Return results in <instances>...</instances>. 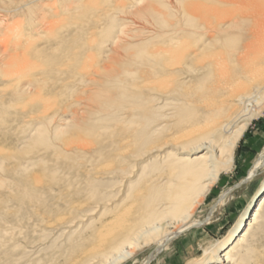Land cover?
Returning <instances> with one entry per match:
<instances>
[{
    "label": "bare ground",
    "instance_id": "bare-ground-1",
    "mask_svg": "<svg viewBox=\"0 0 264 264\" xmlns=\"http://www.w3.org/2000/svg\"><path fill=\"white\" fill-rule=\"evenodd\" d=\"M263 102L264 0H0V137L9 146L0 149V217H17L7 209L13 204L42 231L75 229L58 258L29 259L3 226L0 264H120L146 242L157 254L201 226L185 214ZM179 109L184 117L197 112L189 123H174L182 130L169 138L204 152L175 163L158 158L154 171L169 162L178 173L147 181L152 208H103L112 197L99 181L128 174L132 158L165 149L156 138ZM251 168L245 182L263 170L264 152ZM203 180L210 182L198 189ZM229 200L230 192L222 193L213 210ZM52 201L56 214L48 210ZM252 205L203 264L261 259L249 238L264 190ZM100 208L106 211L92 222Z\"/></svg>",
    "mask_w": 264,
    "mask_h": 264
},
{
    "label": "rangeland",
    "instance_id": "rangeland-1",
    "mask_svg": "<svg viewBox=\"0 0 264 264\" xmlns=\"http://www.w3.org/2000/svg\"><path fill=\"white\" fill-rule=\"evenodd\" d=\"M193 111L195 113L197 112V110L195 109H190L189 113L184 117L181 109H179V111L177 112L178 115L176 114L177 116L168 120L169 127L165 130V132L162 133L159 138H156L157 142L160 141V143H158L159 145L167 144L165 145V149H163L162 151H156L155 153L147 155L146 157L132 158L128 162V165L131 166V168L125 169V173L128 174L109 175L99 181L101 188L100 191H105L106 196L112 197L111 199H109V203L103 205V208H106V210H110L108 206L112 207V205L114 206L115 204L124 202L123 206H125V208H128L127 210L130 209V213L133 214L135 212L142 211L143 205L148 206L146 208L147 210L155 205L156 201L147 202V181L151 177L154 178L160 175L159 177H161L162 179L160 181H154V183H160L162 181L164 182L166 179H169L170 177H173L178 173V166H172L173 168L167 169V166L169 167V162H166L162 166L160 172L154 171L157 170L159 164V162L157 161L158 158L163 156L166 157L169 155V157H171L172 159V161L170 162L175 163L177 159H183L186 157L194 158L195 156L204 152V150L202 149L197 151H191V149H182L179 145L173 142L172 138H169L171 134L173 135L174 133H176V131L182 130L174 128V123L180 121L189 123ZM161 137H163V139H160ZM165 141H167V143H165ZM1 146H4V148L2 147L3 149L9 148L7 143L2 139L0 140V149ZM181 150L184 153H179V151ZM263 152L264 102L251 117L248 126L246 127L245 131L243 132L242 136L239 138L233 151L231 152V156L225 162L220 161V165L215 170V180L212 182V185L208 189L207 193L199 199V202L194 207V209L185 214L188 215L190 213L189 217L191 218V220H198L199 222H201V226L192 228L182 233L180 232L170 241H168L165 247L157 254L155 253V246L153 243H142L139 248L137 247L134 248L135 250H132V256H130L126 261L120 264H142L144 260L150 257L152 259L149 264L207 263L206 261H204L206 257V251L210 250L214 246L222 245L229 238L232 231L243 217L244 212L247 210V208H251L253 206L252 204L255 203V200L257 199L259 194L263 192L264 168L263 170L261 169L260 171H258L257 175L250 181L245 182L249 171L252 169L251 167H253L259 161ZM58 176H60V174ZM0 178V181L5 180L2 175L0 176ZM209 178L210 176H206L204 180H208ZM204 180L197 183L198 189L210 182ZM225 192H230V200L221 210H213V207L215 206L219 196ZM6 194L8 193H5V195L3 196H8ZM51 203H55V201L49 203L50 209L48 210L54 208L53 204ZM56 203L58 204L59 202ZM13 206V204H8L7 209L11 210V212H18L17 217L15 216L16 218L14 217V219L11 220H4L2 219V217H0V235L3 234L2 231L4 227H6V230L7 228L10 230H7L9 233H12L13 229V232L16 233V236L20 238H18V240L22 242L21 245H23V249L21 248L20 251L24 250L25 256L29 259L34 257L36 259H41L45 257L46 254H52L50 256H55V258H58V256L65 251V247L70 243V241H72L73 237L69 236H71V232H74L75 229L73 228L69 230L60 228L59 230H55L50 226L42 231L39 229L40 226H38V223L36 222V217H33L35 218L34 220H30L32 216L29 211L25 212L21 208V211H19V209L16 208L17 206ZM103 208L95 210V213H93L94 217H92V222L95 219H98L101 214L106 211ZM52 210L54 211L53 214H56L55 208ZM211 211L212 214L210 215ZM263 212L264 209L261 212L262 215L259 216L257 220L258 227L256 225L253 228L252 231L254 232V234L253 232H251L250 236L252 239L249 238L252 247L255 245V249L259 250L258 253L260 254V256H262L261 259L264 258V217L262 218V216H264ZM169 213H171V211H169ZM151 221L152 220H150L149 222ZM259 223H262L263 225H260ZM174 225L176 228H178L180 226V223L178 221H175ZM33 233L35 236L33 235ZM22 238H24V242L26 241L25 243L23 242V240L21 241ZM30 242L35 246H31L29 244ZM261 259H259V261L256 259V264H263V259Z\"/></svg>",
    "mask_w": 264,
    "mask_h": 264
}]
</instances>
